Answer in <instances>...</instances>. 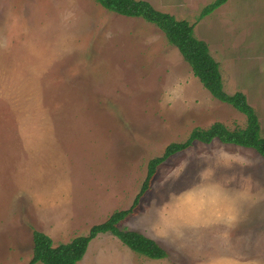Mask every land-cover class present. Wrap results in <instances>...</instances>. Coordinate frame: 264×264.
<instances>
[{
  "label": "rangeland",
  "instance_id": "rangeland-1",
  "mask_svg": "<svg viewBox=\"0 0 264 264\" xmlns=\"http://www.w3.org/2000/svg\"><path fill=\"white\" fill-rule=\"evenodd\" d=\"M147 1L194 26L220 65L225 92L247 96L264 136V0H228L204 19L215 0ZM216 122L234 130L247 119L204 88L153 24L94 0H0V264H28L34 231L57 246L129 209L149 161ZM211 144L246 155L253 163L244 174L257 182L254 191L264 189V159L255 150ZM187 150L158 167L119 225L159 241L169 256H141L107 233L78 264H264V196L232 222L193 226L179 246L154 236L150 202L197 180L201 161L193 159L179 180L158 188Z\"/></svg>",
  "mask_w": 264,
  "mask_h": 264
},
{
  "label": "trees",
  "instance_id": "trees-1",
  "mask_svg": "<svg viewBox=\"0 0 264 264\" xmlns=\"http://www.w3.org/2000/svg\"><path fill=\"white\" fill-rule=\"evenodd\" d=\"M94 1L110 12L125 17L141 18L160 29L169 44L178 49L204 88L221 103L228 104L245 115L247 124L245 128L231 130L223 123L216 122L208 129H194L184 142L169 144L161 156L149 161L142 188L129 209L114 212L105 222L93 226L86 236L76 237L68 243L57 246L54 245V241L49 235L34 231L33 257L28 264H78L85 257L91 241L100 234L106 233L114 235L124 245L141 256L156 260L165 259L168 253L156 241L137 231L119 228L120 223L133 213L139 206L142 197L151 188L158 167L172 156L189 149L195 142L209 145L216 139L226 145L253 149L264 159V136L258 114L244 93L228 94L225 92L220 65L211 55L208 44L196 37L192 24L156 9L147 0ZM227 1L215 0L207 5L202 10L200 19L211 15Z\"/></svg>",
  "mask_w": 264,
  "mask_h": 264
},
{
  "label": "clouds",
  "instance_id": "clouds-1",
  "mask_svg": "<svg viewBox=\"0 0 264 264\" xmlns=\"http://www.w3.org/2000/svg\"><path fill=\"white\" fill-rule=\"evenodd\" d=\"M193 159L201 161L196 182L182 191H169L167 199L153 200L148 206L154 218L151 226L154 236L176 246L184 241L186 232L193 226L205 222H232L243 205L258 195L264 196V189L254 191L257 182L243 172L253 162L239 151L230 152L215 144L204 149H188L178 162L162 172L158 188L179 180ZM236 168L241 171H233ZM213 264L225 262L214 261Z\"/></svg>",
  "mask_w": 264,
  "mask_h": 264
},
{
  "label": "crops",
  "instance_id": "crops-1",
  "mask_svg": "<svg viewBox=\"0 0 264 264\" xmlns=\"http://www.w3.org/2000/svg\"><path fill=\"white\" fill-rule=\"evenodd\" d=\"M107 234V233H106ZM105 234V235H106ZM108 234H110V233H108ZM100 235H103V234H100ZM156 240V239H155ZM157 241V240H156ZM160 245H161V243L159 242V241H157ZM162 246V245H161ZM168 253V252H167ZM168 256H169V253H168ZM159 260H163V259H159ZM207 264H210V262H208Z\"/></svg>",
  "mask_w": 264,
  "mask_h": 264
}]
</instances>
